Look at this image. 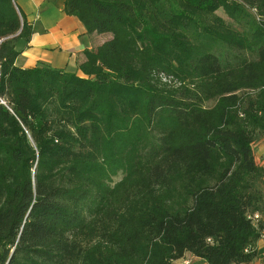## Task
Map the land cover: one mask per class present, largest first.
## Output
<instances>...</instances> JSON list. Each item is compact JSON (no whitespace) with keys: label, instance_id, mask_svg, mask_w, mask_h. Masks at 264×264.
Returning a JSON list of instances; mask_svg holds the SVG:
<instances>
[{"label":"trees","instance_id":"16d2710c","mask_svg":"<svg viewBox=\"0 0 264 264\" xmlns=\"http://www.w3.org/2000/svg\"><path fill=\"white\" fill-rule=\"evenodd\" d=\"M64 1L111 36L74 73L17 67L34 30L0 0V264L253 262L264 0Z\"/></svg>","mask_w":264,"mask_h":264},{"label":"crops","instance_id":"0c3cea01","mask_svg":"<svg viewBox=\"0 0 264 264\" xmlns=\"http://www.w3.org/2000/svg\"><path fill=\"white\" fill-rule=\"evenodd\" d=\"M26 16L34 34L22 49L16 66L29 69L48 66L74 73L82 61L83 53L102 45L111 38L107 35H89L85 27L72 16L65 14L64 0H16ZM256 163L264 169V135L254 144ZM264 223V214H262ZM257 258L250 264H264V241L257 242ZM193 264H207L192 255H187Z\"/></svg>","mask_w":264,"mask_h":264},{"label":"rangeland","instance_id":"374dc122","mask_svg":"<svg viewBox=\"0 0 264 264\" xmlns=\"http://www.w3.org/2000/svg\"><path fill=\"white\" fill-rule=\"evenodd\" d=\"M217 15L220 16V17H222L223 19H225L227 22H231L230 19L224 14L223 11H219V12L217 13ZM108 36H110V35L108 34ZM103 38L106 40V39H107V35H105ZM24 45H25V44H23L22 47H24ZM20 47H21V46H20ZM22 47H21V48H22ZM122 176H123L122 174H120L119 176H117V177L114 179V182L119 181V180L122 178ZM185 260L187 261V260H190V259H189V258H186ZM185 260L178 261V262H174L173 264H184V261H185ZM191 261H192V260H191ZM190 263L193 264V262H190Z\"/></svg>","mask_w":264,"mask_h":264},{"label":"built area","instance_id":"2783aa9c","mask_svg":"<svg viewBox=\"0 0 264 264\" xmlns=\"http://www.w3.org/2000/svg\"><path fill=\"white\" fill-rule=\"evenodd\" d=\"M261 218H262V216L259 213H257L254 216H252L254 224H257L261 220ZM261 239L264 241V232L262 234ZM190 262H191L190 260H187V261L185 260L184 264H191Z\"/></svg>","mask_w":264,"mask_h":264}]
</instances>
